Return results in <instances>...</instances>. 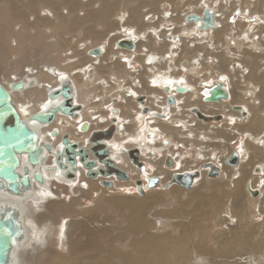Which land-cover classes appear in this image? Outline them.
<instances>
[{"label":"bare ground","instance_id":"6f19581e","mask_svg":"<svg viewBox=\"0 0 264 264\" xmlns=\"http://www.w3.org/2000/svg\"><path fill=\"white\" fill-rule=\"evenodd\" d=\"M149 6L150 12L144 14L142 10ZM169 7L176 14L169 13ZM42 9L51 15H41ZM80 9L85 11L82 15ZM205 9L214 13L215 28L201 30L200 23L186 22L191 14L202 17ZM31 15L32 23L28 21ZM16 25L21 26L18 32ZM47 34L58 36L57 47L66 49L56 47L59 58L53 55V45L42 39ZM13 38L16 42L10 46ZM124 41L133 42V49L122 48ZM94 49L102 55H90ZM25 62L29 63L26 68L14 66L13 72L8 67H22ZM31 79L36 81L33 87L12 92L13 105L22 118L52 105L48 94L70 81L74 104L81 106L79 117L72 120L58 114L52 124L40 127L42 136L54 148L61 144L63 134L88 146L91 132L106 128L115 117L117 130L108 142L110 155L129 179H91L79 166L77 181L70 182L58 170L46 172L52 165L49 157L39 168L45 187L34 184V196L20 206L26 239L14 250V264H259L256 256L249 255V242L264 231V0H89L87 4L81 0H0V84L9 90L11 83ZM217 82L224 85L229 100L204 101L205 91ZM177 86L186 92L178 93ZM140 97H145L148 114L137 102ZM170 97L175 105L167 104ZM217 120L221 125H216ZM83 124L88 125L87 131ZM54 129L58 136L53 138ZM136 149L142 168L130 158ZM234 153L237 163L228 164ZM203 164H213L219 178L210 177V169ZM185 174L194 175L192 191L173 182L175 176ZM150 179L157 180L159 187H149ZM103 181L112 183V189ZM53 185L57 188L51 189ZM101 187L129 193L136 187L139 192L113 199L123 214L116 223L124 225L119 233L115 222L100 221L96 214L85 220L80 217L81 197L93 192L102 202L101 195L111 192ZM162 187L179 199L176 213L181 216L160 217L163 208L157 202ZM61 191L83 195L62 202ZM52 192L56 199L30 209L33 201H42ZM4 199L8 200L1 195L0 200ZM225 199L227 210L215 220L216 227L225 228L213 233L216 247L210 250L199 217L210 218L226 206ZM29 217L35 219L36 232L53 225V239H31ZM176 227H189L194 242L175 238ZM128 236H132L129 242ZM262 244L260 239L254 243L256 249ZM237 252L245 254L237 256Z\"/></svg>","mask_w":264,"mask_h":264},{"label":"water","instance_id":"95a60500","mask_svg":"<svg viewBox=\"0 0 264 264\" xmlns=\"http://www.w3.org/2000/svg\"><path fill=\"white\" fill-rule=\"evenodd\" d=\"M187 23H200L201 30L215 28L214 13L205 9L203 16L189 15L185 18ZM121 47L133 49L130 41L121 42ZM92 56H101L100 49L89 52ZM36 81H18L11 83L9 90L0 84V196L8 200H0V264H14V250L18 249L26 239V228L22 219L20 206H25L27 198L34 196V184L45 187L46 180L39 168L44 166L49 157L52 165L46 167L48 174L60 171L67 181H77V171L81 166L86 171V176L91 179L98 177H115L120 181H127L129 175L116 165L115 159L110 155L108 142L112 140L117 130V120L111 119L110 125L104 129L94 130L88 137V146H81L78 142L71 141L68 134L61 136V144L54 148L53 144L42 136L40 127L52 124L56 116H67L72 120L79 117L81 106L74 104V90L70 81H64L61 86L48 94L52 105L23 119L13 105L12 92L24 91L33 87ZM178 93H185L186 89L176 87ZM204 101L219 103L229 100L228 91L224 85L217 82L210 90L205 91ZM60 100L59 102H57ZM137 102L143 106L142 112L149 113L145 106V97H140ZM173 97L168 98L167 104L175 105ZM116 112L114 111L113 114ZM212 121V120H210ZM84 131L88 125L83 124ZM54 138L58 132L54 129L51 133ZM139 150L130 152V158L138 167H143L137 159ZM25 156V159H23ZM238 156L232 154L227 163H237ZM173 165V163H171ZM209 168L210 177H217L218 169L213 164H203ZM194 175L185 174L175 176L173 182L183 183L187 189L193 185ZM158 181L150 179L149 187H156ZM102 185L112 189L110 182L103 181ZM143 194L141 181L137 182Z\"/></svg>","mask_w":264,"mask_h":264},{"label":"rangeland","instance_id":"374dc122","mask_svg":"<svg viewBox=\"0 0 264 264\" xmlns=\"http://www.w3.org/2000/svg\"><path fill=\"white\" fill-rule=\"evenodd\" d=\"M84 4H87L88 3V1L89 0H81ZM99 6V3L98 2H96L95 3V7H98ZM152 8V7H151ZM67 8H65L64 9V13H67ZM81 11H80V15H82L85 11L84 10H82V9H80ZM148 10V11H147ZM150 10V6L149 7H145L142 11H143V13L144 14H147L148 12H150L149 11ZM168 12L169 13H172V14H176V13H174L173 12V10H172V8L171 7H169L168 8ZM40 13V12H39ZM41 15H51V13L49 12V11H43V9L41 10V13H40ZM33 19H34V17L31 15V16H29L28 17V21L30 22V23H32V21H33ZM146 20H147V18H146ZM20 25H16V26H14V30L16 31V32H18L19 31V29H20ZM119 28H120V25H119ZM118 31H119V29H118ZM33 35V34H32ZM81 38H84V37H82V36H79V38L78 39H81ZM42 39H44V41L46 42V43H48V44H50V45H53V49H54V51H53V55L55 56V57H60L61 55L59 54L60 52L59 51H55L57 48H58V50H62V51H65L66 49L64 48H59V47H57V44H58V42H59V38H58V36H56V35H54V34H47L45 37H42ZM15 38H13V39H10V43H9V45L11 46V45H13V44H15ZM14 46V45H13ZM73 46H76V45H74L73 44ZM57 47V48H56ZM106 47H108V45H106L105 46V49H106ZM31 48H26V50H30ZM69 51H71V50H69ZM32 54H34L35 52L34 51H32L31 52ZM42 54H44V51L43 52H41ZM64 54V53H63ZM53 56V57H54ZM11 60H14L15 58L13 57V56H11V58H10ZM29 59H30V57L29 56H26V61H29ZM35 59V58H34ZM76 59V57L74 58V59H72V60H75ZM34 61V60H33ZM27 62H25L24 64H23V66L22 67H17L16 65H14V64H9L8 65V67L10 68V70L13 72V70H15L16 68L18 69V68H26V66H27V64H29V63H27ZM25 65V66H24ZM16 68H15V67ZM28 66H31V65H28ZM32 67V66H31ZM15 68V69H14ZM16 69V70H17ZM34 69H36V68H34ZM37 70V69H36ZM226 84V83H225ZM221 117V116H220ZM247 117V120H248V115L246 116ZM220 120H221V118H220ZM220 120H217V121H215V123H216V125L217 126H219V125H221V121ZM246 120V119H245ZM230 129H231V127H230ZM229 129V130H230ZM218 130H220V131H222L220 128H218ZM229 130H228V132H229ZM238 144H240V141H238L237 142ZM237 148V147H236ZM240 163H241V161H240V157H239V163H238V165H236V167H239V165H240ZM260 170H261V168L259 167V166H257ZM168 169V168H167ZM200 170L202 169V167L201 168H199ZM168 171H170L169 169H168ZM207 171H209L208 169L206 170V172ZM254 172H255V170H254ZM253 172V173H254ZM259 175V174H258ZM206 177V176H205ZM207 177H208V175H207ZM209 178V177H208ZM216 178H219V176L218 177H216ZM211 179H215V178H211ZM208 180V179H207ZM220 183H222L223 184V189L224 190H226L227 189V186H225L224 185V183L225 182H221L220 181ZM71 186V185H70ZM97 186L98 187H100V185H99V183L97 184ZM159 187V185L158 186H156L155 188H153V189H156V188H158ZM53 188H57L56 187V185H53L52 187H51V189H53ZM87 188H89V187H87ZM101 188H103V189H105V191H108V192H110L111 190H106V188H104V187H101ZM184 189V188H183ZM149 190V189H148ZM168 190V189H167ZM186 191H192V189H185ZM159 191H161V196H160V200H158V204L157 205H161L162 206V210H161V212L163 213V214H161L160 215V217L161 218H164V219H173V217H178V216H181V215H178L177 213H176V211H178L179 210V199L176 197V196H174V195H172V193H171V191H166V189H164V187H162L161 188V190H159ZM41 193V192H40ZM128 195V196H132V195H139V192L137 191L136 192V187H132V189H131V192L129 193L127 190H121V189H119L118 187L116 188V187H114V189H113V191H111L110 193H106V194H104V195H101V197H104V198H102L103 200H102V202H100L101 200L99 199V197H97V195L96 194H93V192H88V195L87 196H84V197H81L82 195H83V192H78V193H74V194H69V193H65V192H62L61 191V194H60V199L59 200H61L62 199V202H64V201H69V200H71V199H73L74 197H76V198H79V197H81V199H79V200H81V202H79L80 203V207H79V209H78V211H79V213H80V217H82V219H84L85 220V218L87 217V216H89L91 213L92 214H96L97 215V217H99V220L100 221H102L103 219V221H105V220H107V221H112V222H115V224L119 221H121L123 218V216H119V212L117 211L118 209H119V206L114 202V200L113 199H115V201H117V199H120L121 197H123L122 195ZM37 195H39V194H37ZM107 196V197H106ZM45 197L46 198H42L43 200L42 201H40L39 199L37 200H35V201H33L31 204H30V209L32 208V207H35L36 206V204H40V203H48V202H52L54 199H56L57 197H55V194H53V192H52V195H48V194H46L45 195ZM106 197V198H105ZM142 197V196H141ZM146 197V196H145ZM97 198V199H96ZM108 198H110L108 201L106 200V199H108ZM143 198V197H142ZM183 200L185 199V198H182ZM106 201V202H103V201ZM112 200H113V202H112ZM225 201H226V206H224V207H222V209H218V210H216L215 212H214V214L210 217V218H207V217H199V224L201 225V227L205 230V238H207V241L206 242H208V244H206L207 245V248L208 249H210V250H212V249H214L215 247H216V244L214 245V243H212V240H213V233L217 230V229H222L223 227L225 228V226H217L216 227V223H215V220H216V218H219V217H221V215L224 213V212H226V210H227V207H228V204H229V202H227L228 200L227 199H225ZM97 202V203H96ZM108 202H111V203H108ZM82 204V205H81ZM102 206H101V205ZM111 204H112V206H111ZM116 204V205H115ZM107 206V207H106ZM156 206V205H155ZM106 207V208H105ZM113 209H112V208ZM116 208V209H115ZM105 210V211H104ZM116 210V211H115ZM154 211V209H152V211H150L151 213ZM110 212H112V214L110 213ZM115 212V213H114ZM117 213V214H116ZM172 213H174V214H172ZM176 213V214H175ZM105 214V215H104ZM103 215V216H102ZM110 215V216H109ZM113 215V216H112ZM120 215H123V214H120ZM153 216H155L156 215V212H153V214H152ZM152 215H151V217H152ZM253 215V213H250V217ZM188 216H189V218H191V216H190V214H188ZM107 217V218H106ZM113 217V218H112ZM120 217V218H119ZM112 218V219H111ZM248 218V217H247ZM58 219H60V218H58ZM111 219V220H110ZM249 219V218H248ZM34 221H35V219L32 217H29V219L27 220V226L29 225L30 227H31V231H30V238L31 239H36V240H40V241H42V240H46V238L48 239V240H52L53 239V225H50L49 227H43V228H40L39 227V231H37L36 232V228H35V224H34ZM264 223V222H263ZM37 224V223H36ZM121 224H116L115 225V228H116V233H119L120 232V227L122 228H124V225H121ZM191 226V225H190ZM216 227V228H215ZM263 231V229H261V231H260V233H257L256 234V236L255 237H253V239H250V242H249V244H250V248H249V255L251 254L252 256L254 255V256H256V259H257V262H259V264H264V231ZM51 232V233H50ZM161 233H164L163 231L161 232ZM172 233H173V235H174V237L175 238H185V240H186V242H187V240L188 241H193L194 242V238H193V236L191 235V233L189 232V227H187V228H184V227H176L175 229H173V231H172ZM38 235V236H37ZM190 236L192 237V239L193 240H191L190 239ZM50 237V238H49ZM120 237V236H119ZM38 238V239H37ZM116 238H117V236H116ZM121 238H123V236H121L120 237V239ZM132 239V236H128L127 238H126V241H130ZM258 239H260L262 242H263V244H262V246L259 248V249H256L255 248V245H254V243L255 242H257L258 241ZM48 240H46V242L48 241ZM123 241V240H122ZM122 241H121V243H122ZM196 242V241H195ZM29 244V241H27L26 242V246L28 247V244ZM190 245H191V243H190ZM237 254V256H241V255H244L245 254V252L244 253H242V252H237L236 253Z\"/></svg>","mask_w":264,"mask_h":264},{"label":"flooded vegetation","instance_id":"af4514ba","mask_svg":"<svg viewBox=\"0 0 264 264\" xmlns=\"http://www.w3.org/2000/svg\"><path fill=\"white\" fill-rule=\"evenodd\" d=\"M166 161V160H165ZM165 161H164V164H165ZM164 164H163V166H164ZM153 178V177H152ZM157 178H160L159 176H157Z\"/></svg>","mask_w":264,"mask_h":264},{"label":"built area","instance_id":"2783aa9c","mask_svg":"<svg viewBox=\"0 0 264 264\" xmlns=\"http://www.w3.org/2000/svg\"><path fill=\"white\" fill-rule=\"evenodd\" d=\"M215 18V17H214ZM215 20V19H214ZM208 123H210V122H208Z\"/></svg>","mask_w":264,"mask_h":264}]
</instances>
